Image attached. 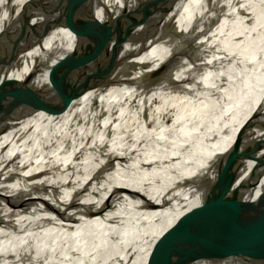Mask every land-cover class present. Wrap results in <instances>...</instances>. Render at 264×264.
Segmentation results:
<instances>
[{
	"label": "bare ground",
	"instance_id": "6f19581e",
	"mask_svg": "<svg viewBox=\"0 0 264 264\" xmlns=\"http://www.w3.org/2000/svg\"><path fill=\"white\" fill-rule=\"evenodd\" d=\"M50 1L0 0V48ZM198 1L169 16L178 34L128 38L0 115V264H249L264 219L227 245L264 205V88L240 89L227 78L237 70L217 64L239 54L264 81V0L215 6L240 18L215 19L201 41H219L208 58L181 37ZM75 43L70 29L53 31L12 76Z\"/></svg>",
	"mask_w": 264,
	"mask_h": 264
},
{
	"label": "water",
	"instance_id": "95a60500",
	"mask_svg": "<svg viewBox=\"0 0 264 264\" xmlns=\"http://www.w3.org/2000/svg\"><path fill=\"white\" fill-rule=\"evenodd\" d=\"M180 1L51 0L33 18L25 21L0 48V115L17 105L33 102L35 98L43 99L49 96L50 91L42 90L38 86L47 84L49 81L53 82L76 63L91 55L109 47L117 50L119 44L128 38L150 31L163 33L170 31L178 34L175 26L176 15L174 13L172 17L169 18V16ZM198 3L202 5V12L197 18L192 19L188 32L181 34V37L187 39L192 46L197 45L201 51L206 50L204 55L208 58L215 51L216 46L212 45L218 44L219 41L212 45L204 43L208 47L201 41L206 39L215 28L217 24H214L215 19L221 21L227 16L234 18H240V16L232 13L226 5L222 12L217 11L215 6L224 4L223 0H199ZM191 17L193 18V14ZM59 28L73 31L76 39L75 47L59 59L54 58L55 51L51 50L44 56L42 50V56L38 57L40 69H34L23 79L14 78L12 68L15 62L29 50L43 45L44 40ZM240 56L238 54L236 57L239 62L228 59L221 64L218 62L217 66H223L225 69H229V66L231 69H236L237 73H229L227 78L240 89L250 88L260 91V88H264L262 87L264 81L261 82L248 74L249 68L244 67L247 61L242 56L238 58ZM217 60L222 61V59ZM39 72H43L44 75V81L42 79L41 84H37L35 79ZM65 81L69 82L70 79ZM255 216L264 219V205L255 211L254 218L251 220H240L242 224L236 226L229 237L227 251L236 250L234 240L236 233L234 232L241 235L256 220ZM262 262H264V235L256 240L249 253V264H262Z\"/></svg>",
	"mask_w": 264,
	"mask_h": 264
},
{
	"label": "rangeland",
	"instance_id": "374dc122",
	"mask_svg": "<svg viewBox=\"0 0 264 264\" xmlns=\"http://www.w3.org/2000/svg\"><path fill=\"white\" fill-rule=\"evenodd\" d=\"M148 157H150V156H148ZM262 235H264V233ZM262 264H264V262H262Z\"/></svg>",
	"mask_w": 264,
	"mask_h": 264
}]
</instances>
